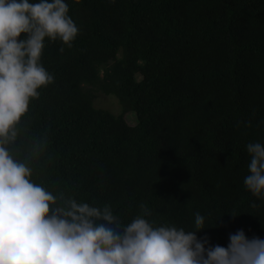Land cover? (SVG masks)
<instances>
[{
	"label": "trees",
	"instance_id": "trees-1",
	"mask_svg": "<svg viewBox=\"0 0 264 264\" xmlns=\"http://www.w3.org/2000/svg\"><path fill=\"white\" fill-rule=\"evenodd\" d=\"M66 2L78 35L46 38L54 82L8 146L33 182L109 205L122 224L147 211L155 227L190 229L199 212L213 245L240 229L264 238V203L244 186L246 145L264 142V0ZM33 139L42 151L28 159Z\"/></svg>",
	"mask_w": 264,
	"mask_h": 264
},
{
	"label": "clouds",
	"instance_id": "clouds-1",
	"mask_svg": "<svg viewBox=\"0 0 264 264\" xmlns=\"http://www.w3.org/2000/svg\"><path fill=\"white\" fill-rule=\"evenodd\" d=\"M78 32L66 0H0V264H264V238L240 229L226 246L213 245L197 235L210 228L199 212L190 229L155 227L147 211L122 224L109 205L57 197L33 182L32 168L8 146L18 139L30 101L54 82L41 63L46 38L71 47ZM246 150L244 186L264 203V142ZM41 151L33 139L27 158Z\"/></svg>",
	"mask_w": 264,
	"mask_h": 264
},
{
	"label": "rangeland",
	"instance_id": "rangeland-1",
	"mask_svg": "<svg viewBox=\"0 0 264 264\" xmlns=\"http://www.w3.org/2000/svg\"><path fill=\"white\" fill-rule=\"evenodd\" d=\"M95 105H97L99 109L110 111L114 115H118L120 112L119 106L116 104V101L112 99V97L101 96L99 97ZM126 121L129 125H134V116L132 114H128L126 116Z\"/></svg>",
	"mask_w": 264,
	"mask_h": 264
}]
</instances>
